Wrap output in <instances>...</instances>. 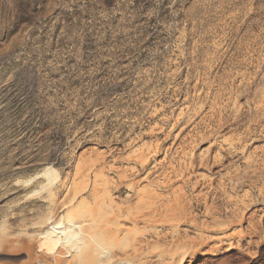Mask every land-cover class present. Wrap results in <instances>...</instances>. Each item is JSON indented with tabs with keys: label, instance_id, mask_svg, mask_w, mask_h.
I'll return each instance as SVG.
<instances>
[{
	"label": "rangeland",
	"instance_id": "374dc122",
	"mask_svg": "<svg viewBox=\"0 0 264 264\" xmlns=\"http://www.w3.org/2000/svg\"><path fill=\"white\" fill-rule=\"evenodd\" d=\"M262 96L264 0H0V188L154 147L199 110L213 136L263 143ZM16 196L0 191V216Z\"/></svg>",
	"mask_w": 264,
	"mask_h": 264
},
{
	"label": "bare ground",
	"instance_id": "6f19581e",
	"mask_svg": "<svg viewBox=\"0 0 264 264\" xmlns=\"http://www.w3.org/2000/svg\"><path fill=\"white\" fill-rule=\"evenodd\" d=\"M201 114L154 147L92 148L6 183L17 196L0 216V264H264V142L247 139L252 126L213 136Z\"/></svg>",
	"mask_w": 264,
	"mask_h": 264
}]
</instances>
